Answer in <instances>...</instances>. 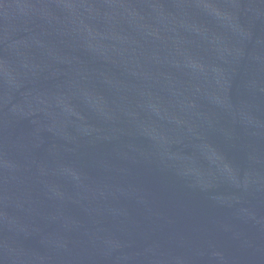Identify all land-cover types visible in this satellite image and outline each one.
Segmentation results:
<instances>
[{
	"label": "water",
	"instance_id": "95a60500",
	"mask_svg": "<svg viewBox=\"0 0 264 264\" xmlns=\"http://www.w3.org/2000/svg\"><path fill=\"white\" fill-rule=\"evenodd\" d=\"M0 264H264V0H0Z\"/></svg>",
	"mask_w": 264,
	"mask_h": 264
}]
</instances>
